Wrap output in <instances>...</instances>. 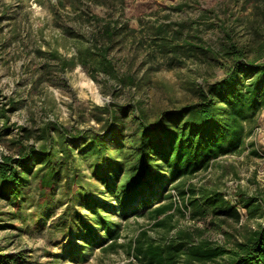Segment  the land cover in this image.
<instances>
[{"label": "trees", "instance_id": "16d2710c", "mask_svg": "<svg viewBox=\"0 0 264 264\" xmlns=\"http://www.w3.org/2000/svg\"><path fill=\"white\" fill-rule=\"evenodd\" d=\"M138 4L159 5L157 0ZM201 8L196 28L218 25L224 36L218 49L197 30L170 34L166 23L150 26L159 48L178 63L207 54L217 61L224 59L220 61L224 75L199 88L197 101L163 109L153 121L139 104L113 101L104 106L108 113L105 134L87 135L53 122L35 129L16 126L13 143L18 154L0 158V200L14 209L11 220H25L23 202L30 198L31 225L43 229L60 188L61 209L49 227L58 235L59 257L66 261L85 259L95 248L106 254L124 247L141 264H264V194L239 187L233 202L221 190L186 183L220 156L237 152L264 109V0L241 1L233 24L239 22L245 28L243 44L233 37L234 25H226L212 9ZM91 18L97 24L95 32L70 59L61 60V67L80 64L123 87L135 86L134 76L119 73L109 56L120 25L98 15ZM12 110L14 105L9 103L0 108L5 134L13 129L8 124ZM135 111L137 126L128 133L126 121ZM52 130L60 131L58 148L53 147ZM77 142L83 146H74ZM82 157L89 160L86 167L102 188H86L77 162ZM238 206L245 208L249 219H260L254 228L247 224L242 229L233 224L222 227L227 218L239 221ZM186 209L193 220L222 230L223 239L204 237L198 225L177 228L173 218ZM130 216H147L153 228L173 232L158 242L141 228L128 242L120 243L123 223ZM12 257L0 254V263Z\"/></svg>", "mask_w": 264, "mask_h": 264}, {"label": "rangeland", "instance_id": "374dc122", "mask_svg": "<svg viewBox=\"0 0 264 264\" xmlns=\"http://www.w3.org/2000/svg\"><path fill=\"white\" fill-rule=\"evenodd\" d=\"M241 1L157 0L158 6L148 8L145 4L137 5L141 0H0V108L5 103L14 105V110L8 113V124L13 126L9 134H5L0 117V158L3 154H18L13 143L18 133L16 126L35 129L45 122H53L73 131L83 130L87 135L105 134L108 113L104 112V106L113 101L124 105L139 104L150 121L163 109L197 101L199 88L224 75L220 64L224 59L217 61L207 54L208 57L187 58L178 63L171 58V53L159 48L150 26L168 23L165 27L170 34L176 30L187 33L197 30L209 45L218 49L224 38L218 25L201 24L196 28L201 7H207L217 18L225 20L226 25H234L233 37L243 44L246 43V30L239 22L233 24L240 14ZM92 15L100 16L101 20H115L120 25L109 56L119 73L134 76L135 86L123 87L102 72L91 71L80 64L61 67V60L70 59L78 46L87 44L86 39L95 32L97 24ZM66 28L73 33H68ZM133 114L130 113L126 121L128 133L137 126L133 118L137 111ZM51 134L53 147L58 148L60 131L52 130ZM81 144L77 142L74 146H83ZM253 150L257 153H252ZM262 157L264 109L237 152L220 156L207 170L197 173L186 183L204 185L226 194H233L239 187L264 194ZM88 161L87 157L77 161L83 183L86 188L100 189L102 184L86 167ZM60 196L59 188L50 208L52 216L43 229L31 225L30 198L23 202L25 220H11L14 209L6 200H0V223H8L0 227V254L13 255L0 264H141L127 254L124 247L106 254L95 248L78 262L59 257L61 245L56 243L59 237L49 226L61 209L57 201ZM65 200L63 196L62 202ZM239 213L238 222L227 218L222 227L229 228V224H233L242 229L247 224L254 228L260 221L249 219L246 212ZM173 221L177 228L198 225L203 228L204 237L216 241L223 239L222 230L207 225V221L193 220L187 209L183 214L177 213ZM123 224L118 238L123 244L141 228L158 242L173 232L153 228L147 216H130Z\"/></svg>", "mask_w": 264, "mask_h": 264}, {"label": "built area", "instance_id": "2783aa9c", "mask_svg": "<svg viewBox=\"0 0 264 264\" xmlns=\"http://www.w3.org/2000/svg\"><path fill=\"white\" fill-rule=\"evenodd\" d=\"M262 158H264V157H262ZM223 193H224V192H223ZM224 196H225L226 198L231 199L233 202H236V198L233 196V194H226V193H224ZM238 210L241 211V214H242V211H243V212H246L245 208H243V207H241V206H238Z\"/></svg>", "mask_w": 264, "mask_h": 264}]
</instances>
